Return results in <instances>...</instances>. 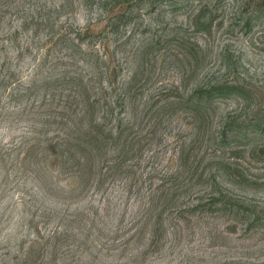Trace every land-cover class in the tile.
Returning <instances> with one entry per match:
<instances>
[{
	"label": "rangeland",
	"instance_id": "rangeland-1",
	"mask_svg": "<svg viewBox=\"0 0 264 264\" xmlns=\"http://www.w3.org/2000/svg\"><path fill=\"white\" fill-rule=\"evenodd\" d=\"M92 49L124 101L45 160ZM0 264H264V0H0Z\"/></svg>",
	"mask_w": 264,
	"mask_h": 264
},
{
	"label": "trees",
	"instance_id": "trees-1",
	"mask_svg": "<svg viewBox=\"0 0 264 264\" xmlns=\"http://www.w3.org/2000/svg\"><path fill=\"white\" fill-rule=\"evenodd\" d=\"M62 30H72L74 32L73 37H71V33L68 34L67 32L62 33V38L58 41H56V37H51L49 40V46L54 44V46L58 45L59 43L56 42H66L69 43L72 47H79L76 42L78 41L79 38L84 36L86 32H83L80 28H74L72 26H69L68 24L62 25L61 26ZM58 37V36H57ZM29 40L33 41L34 43V37H29ZM47 42L45 43L46 46ZM26 46H29V42ZM85 52L83 55L87 58L92 57L93 62L89 65L88 70H84L86 73V76L82 74V72H77L73 70V62H65L64 67H62L58 73L53 76L52 74H48L47 77L44 79L45 84H48L49 79H54L56 82H60V84L67 85L68 87L63 90L61 89L60 92L52 93L51 96V101L52 102L56 96L60 97V112L63 113L64 115H61L58 117L59 122H57L59 125H64L66 127V131H62L59 133L58 136L52 139H47L44 141L45 146L43 147V152H44V159L47 160L51 155H55L56 149H59L60 151V157L62 158L63 162L67 165H70L68 163L70 161V158L77 156V151L73 149L74 143H72L73 140L76 139V133L80 131L81 125H83V122L85 121L87 115H88V110L89 108H94V104L97 103L99 106V103H102L101 108H104L105 111L101 113V116L98 118V120L104 121L106 120L109 116L115 115L113 109H111V105H117V107H121V103H123L125 94L119 95L116 97L114 94V89L115 85L111 84L112 82V71L115 70L113 67H109L107 65V61L102 59L96 51L93 49L92 50H84ZM106 58V57H105ZM48 59L43 60L42 62L45 63ZM10 64V59L6 58L3 62V67H6L7 65ZM99 64H102L103 68L99 69L96 68ZM39 66H42L39 65ZM96 68V70H94ZM87 71H91V73L87 74ZM36 73L35 75L31 78V80H28V84L30 86L27 88V91H33L35 90L38 86V82L36 79ZM104 77L106 76L109 81L107 82V86L105 87L104 84H98V90H99V95L96 93L97 100H93L92 102L89 101V99H79L78 97H87L88 91H95V86L97 84V79L96 77ZM134 76H131L130 79L132 80ZM28 86V85H27ZM112 93L116 97V99L107 98L108 93ZM207 94H211L212 91H207ZM16 96H22L19 93L15 94ZM51 103H49L50 105ZM103 119V120H102ZM93 123L95 122L94 118L92 117L91 120ZM101 125H104L103 122ZM121 125V124H120ZM121 129V126L119 127ZM122 133V131L120 132ZM120 135H118L117 140H120ZM65 156V157H64ZM79 164H81V161L78 160L76 161ZM85 165L86 164H82ZM83 174V173H81ZM68 187V186H67Z\"/></svg>",
	"mask_w": 264,
	"mask_h": 264
}]
</instances>
